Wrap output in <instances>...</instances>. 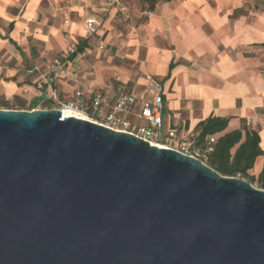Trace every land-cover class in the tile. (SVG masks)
<instances>
[{"label":"water","instance_id":"95a60500","mask_svg":"<svg viewBox=\"0 0 264 264\" xmlns=\"http://www.w3.org/2000/svg\"><path fill=\"white\" fill-rule=\"evenodd\" d=\"M0 264H264V188L57 108H0Z\"/></svg>","mask_w":264,"mask_h":264},{"label":"crops","instance_id":"0c3cea01","mask_svg":"<svg viewBox=\"0 0 264 264\" xmlns=\"http://www.w3.org/2000/svg\"><path fill=\"white\" fill-rule=\"evenodd\" d=\"M42 1L0 0V46L18 48ZM226 1L183 0L175 11L154 14L148 70L163 86L165 131L191 140L210 116L228 119L215 138L243 127L257 131L261 154L249 169L257 176L264 166V0Z\"/></svg>","mask_w":264,"mask_h":264},{"label":"rangeland","instance_id":"374dc122","mask_svg":"<svg viewBox=\"0 0 264 264\" xmlns=\"http://www.w3.org/2000/svg\"><path fill=\"white\" fill-rule=\"evenodd\" d=\"M172 1L166 6L158 0L151 12L146 0H119V7L106 13L99 10L101 0H43L37 22L23 31L18 48L9 43L0 46V108L70 109L94 121L91 97L98 91L109 105L118 93L149 98L160 82L148 70L149 20L183 3ZM217 2L228 4L210 0V5ZM91 16L98 25L89 34L85 21ZM82 40L88 43L82 53L67 58ZM39 96L45 99L30 108Z\"/></svg>","mask_w":264,"mask_h":264},{"label":"built area","instance_id":"2783aa9c","mask_svg":"<svg viewBox=\"0 0 264 264\" xmlns=\"http://www.w3.org/2000/svg\"><path fill=\"white\" fill-rule=\"evenodd\" d=\"M100 5L99 10L107 13L110 9L119 7L120 3L119 0H101ZM97 25L98 21L93 16L88 17L85 21V28H87L89 34L96 31ZM112 100V105H109L105 101V96L101 91L92 95L91 106L93 108V114L96 117V120H94L95 123H100L112 130L130 132L158 147L175 149L188 156L191 155L199 159L203 158L204 152L195 149L193 142L189 138H178L174 129L164 130L162 114L164 99L163 86L161 84H155L151 91V96L149 98L142 96L139 98L140 101L132 93H118ZM138 102H140V106L136 112H133ZM132 114L137 121L132 120ZM214 140L215 136L209 137L207 151L212 149Z\"/></svg>","mask_w":264,"mask_h":264},{"label":"trees","instance_id":"16d2710c","mask_svg":"<svg viewBox=\"0 0 264 264\" xmlns=\"http://www.w3.org/2000/svg\"><path fill=\"white\" fill-rule=\"evenodd\" d=\"M149 3V11L153 12L154 5L158 0H146ZM169 2L170 0H163ZM87 41L82 40L80 44L67 55V58L74 59L77 54L82 53L87 46ZM264 50V43H262ZM44 96L34 99L30 102L29 107L35 108L42 101ZM50 100H47L49 102ZM1 104V103H0ZM228 119L223 117L210 116L197 124V135L191 138L193 147L201 152H204V160L215 171L220 172L226 176H238L255 182L258 186L264 188V166L261 172L257 175H251L249 169L253 167V164L257 157L261 154L259 147V136L257 131L243 127L241 129H234L231 132L220 134L215 138V142L212 143V149L207 151L208 139L210 136H214L224 131L227 128ZM244 139L241 141L243 137Z\"/></svg>","mask_w":264,"mask_h":264},{"label":"bare ground","instance_id":"6f19581e","mask_svg":"<svg viewBox=\"0 0 264 264\" xmlns=\"http://www.w3.org/2000/svg\"><path fill=\"white\" fill-rule=\"evenodd\" d=\"M61 113H62L63 117H64V115H66V116L71 115V116H77V117H80V118H83V119L86 118V116H81L78 113L75 114V112H73L70 109L69 110L68 109H63V110H61ZM86 119H88V117Z\"/></svg>","mask_w":264,"mask_h":264}]
</instances>
